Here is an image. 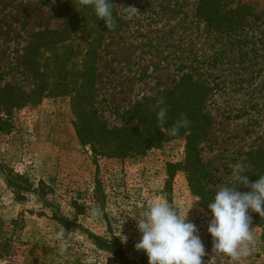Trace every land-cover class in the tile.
<instances>
[{
  "label": "rangeland",
  "instance_id": "374dc122",
  "mask_svg": "<svg viewBox=\"0 0 264 264\" xmlns=\"http://www.w3.org/2000/svg\"><path fill=\"white\" fill-rule=\"evenodd\" d=\"M252 1L264 6V0ZM110 2L125 26L98 50L93 105L99 118L109 128H121L126 111L144 98L160 100L182 74L206 82L213 88L205 108L212 127L200 157L209 174L205 191L215 196L235 183L236 164L243 172L249 169L245 154L264 145V19L226 34L209 30L196 16L198 0ZM50 3L0 0V88L10 84L27 94L34 89L37 82L22 64L30 38L63 26ZM0 119L5 123L0 124V264H113L89 234L118 239L129 257L143 253L135 249L136 217L144 218L149 201L157 198L181 215L191 207L187 221L196 225L205 246L204 264H232L206 248L208 216L186 174L178 170L166 185V165L183 161V140L125 159L97 157L94 163L75 134L69 96L0 109ZM7 173L34 188L45 184L48 204L35 193L8 187ZM94 208L102 210L100 218L92 216ZM54 214L74 224H60ZM61 229L65 236L58 239ZM250 229L254 251L238 264H264L262 229Z\"/></svg>",
  "mask_w": 264,
  "mask_h": 264
},
{
  "label": "trees",
  "instance_id": "16d2710c",
  "mask_svg": "<svg viewBox=\"0 0 264 264\" xmlns=\"http://www.w3.org/2000/svg\"><path fill=\"white\" fill-rule=\"evenodd\" d=\"M49 7L62 19L63 26L60 30L44 29L33 34L22 62L37 83L28 94L10 84L0 88V109L10 111L41 98L69 96L75 134L88 147L94 163L97 157L125 159L158 148L165 141L183 140V161L166 165V185L178 170L186 174L191 193L199 199L202 211L208 216L203 229L204 243L207 249L213 248L212 239L207 233L211 219L207 205L215 196L205 191L204 182L209 174L200 157V145L207 139L212 127L205 108L213 88L184 73L172 89L163 92L160 100L142 99L126 111L123 127L109 128L99 118L93 105L98 79L96 63L104 40L120 32L125 23L113 5L114 29L106 28L104 22L95 16L92 6L84 0H51ZM196 16L205 21L209 30L230 34L243 28L249 20L256 22L264 19V6L252 0H198ZM161 100L168 106L164 123L158 121L154 110ZM182 117L188 120L187 127L181 128L177 135H171L170 128ZM3 122L0 119L1 125L5 124ZM245 155L249 169L241 174L248 176L249 183H254L264 176V145ZM6 180L8 187L14 191L35 193L44 204H48V187L42 182L34 188L22 176L13 173H7ZM96 188L99 189V185ZM249 190L245 187L237 189L240 192ZM17 197L21 198L19 193ZM249 215L251 225L261 228L264 238V216L251 211ZM54 219L63 225L74 224L58 214H54ZM88 236L99 250L109 254L113 264H147L145 254L136 252L129 257L125 246L114 237Z\"/></svg>",
  "mask_w": 264,
  "mask_h": 264
},
{
  "label": "clouds",
  "instance_id": "9594fccd",
  "mask_svg": "<svg viewBox=\"0 0 264 264\" xmlns=\"http://www.w3.org/2000/svg\"><path fill=\"white\" fill-rule=\"evenodd\" d=\"M91 5L95 16L104 22L106 28H115L112 3L110 0H84ZM135 12L134 8H126ZM158 121L164 123L168 116V106L163 100L154 106ZM188 120L178 119L170 128V134L175 136L183 127H187ZM240 164L234 166V181L230 186H224L216 191L207 209L211 214L207 233L212 239L216 254L228 259L232 264L248 257L254 251V237L252 235L251 216L249 211L264 216V176L254 183H249L248 176L242 175ZM245 187L247 192L237 191ZM187 212L179 214L166 199L157 198L149 201L148 210L144 218L136 217L140 239L135 249L147 256V264H204L205 246L198 235L193 222L187 221ZM92 216L100 218L103 212L99 208L92 210ZM63 239L65 230L57 234ZM123 237V240H126Z\"/></svg>",
  "mask_w": 264,
  "mask_h": 264
}]
</instances>
